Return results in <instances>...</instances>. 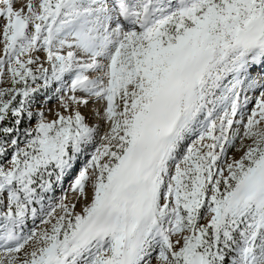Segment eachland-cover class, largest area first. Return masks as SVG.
I'll use <instances>...</instances> for the list:
<instances>
[{
	"label": "snow or ice",
	"instance_id": "1",
	"mask_svg": "<svg viewBox=\"0 0 264 264\" xmlns=\"http://www.w3.org/2000/svg\"><path fill=\"white\" fill-rule=\"evenodd\" d=\"M0 84V264H264V0H0Z\"/></svg>",
	"mask_w": 264,
	"mask_h": 264
},
{
	"label": "rangeland",
	"instance_id": "2",
	"mask_svg": "<svg viewBox=\"0 0 264 264\" xmlns=\"http://www.w3.org/2000/svg\"><path fill=\"white\" fill-rule=\"evenodd\" d=\"M0 86H6V85L0 84ZM53 86H52V91H53ZM253 104H254V102H253ZM56 106H57V100H56L55 96H53L52 99L48 102L47 107L48 108L55 109ZM249 106H250V108H249V110H250L253 105L250 104ZM87 113H88L87 110H85L84 114L86 115L88 122L89 123L94 122V118L92 116L91 117L88 116ZM238 146H239V141H237V143H236L235 146L229 148V150H228V156H236V157H238L240 155V153H238L236 151V147H238ZM92 150L93 149L90 147L87 151L88 152H91ZM84 163H85L84 158H81L80 160H78L75 163L74 168L72 169V171L64 179L63 184L62 185L57 184L55 186V189H54V191L52 193V195H53V197L55 199H58L59 197H61L62 195H64L65 194V191L70 188V183H71V180H72L73 176L76 174V172H78L79 168L82 167ZM74 195L75 194L73 192L67 191V196H68L69 199H73ZM76 210L77 211H80L81 210V205H78ZM37 223H39V221H37ZM153 264H155L154 259H153Z\"/></svg>",
	"mask_w": 264,
	"mask_h": 264
},
{
	"label": "bare ground",
	"instance_id": "3",
	"mask_svg": "<svg viewBox=\"0 0 264 264\" xmlns=\"http://www.w3.org/2000/svg\"><path fill=\"white\" fill-rule=\"evenodd\" d=\"M91 107V106H90ZM88 114V113H87ZM88 116H90V115H88ZM91 117V116H90Z\"/></svg>",
	"mask_w": 264,
	"mask_h": 264
}]
</instances>
